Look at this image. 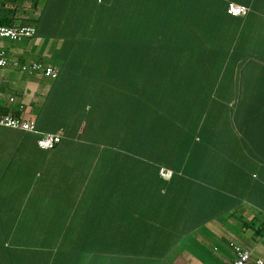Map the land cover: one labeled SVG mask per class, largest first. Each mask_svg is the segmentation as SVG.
Returning <instances> with one entry per match:
<instances>
[{"label": "crops", "instance_id": "crops-1", "mask_svg": "<svg viewBox=\"0 0 264 264\" xmlns=\"http://www.w3.org/2000/svg\"><path fill=\"white\" fill-rule=\"evenodd\" d=\"M231 2L248 12L230 15ZM112 3L96 80L24 70L15 62L35 54L59 64L50 41L0 38L1 104L49 115L55 127L39 130L64 136L42 149L37 133L1 129L0 264H227L233 243L264 260V161L251 160L264 154V115L251 145L234 132L224 144L216 112L264 105V0ZM85 128L99 144L72 143Z\"/></svg>", "mask_w": 264, "mask_h": 264}, {"label": "trees", "instance_id": "trees-1", "mask_svg": "<svg viewBox=\"0 0 264 264\" xmlns=\"http://www.w3.org/2000/svg\"><path fill=\"white\" fill-rule=\"evenodd\" d=\"M8 1H20L23 7H27L33 2L30 4V9L35 14L31 16L25 14L26 16H24L19 13L20 15L18 16L15 9L6 7ZM112 1L114 0H46L42 6L40 0H4L0 3L2 8V12L0 11V24L34 26L37 30V37L50 41V47L53 48L51 56L59 63H55V68L59 67L61 70L73 68L79 75L84 74L85 70H89L88 79L96 80L98 67L102 60L104 61L103 64H105V61L110 59L100 58L98 54L104 46L107 48L111 47L106 41V37H108L106 33L115 32V16L118 9H116ZM226 11L228 12V7ZM45 100L46 98L39 105L33 104V108L40 109L43 107ZM0 112L16 116L23 115L22 110L18 108L11 109L5 107L4 104H1ZM34 121L37 123L38 130L55 127V122L49 118V115L46 118L37 115ZM78 123L72 122V127L68 130H77L78 128H75V124L77 125ZM57 125L56 127L58 128L59 124ZM85 131L86 128L79 136H71L73 138L72 143L99 144L97 135L87 137ZM243 133L244 131H240L237 135H244L242 136L244 142L251 145L252 142ZM62 140L60 143L63 142ZM251 155L252 161L261 158V153L252 151ZM261 160L264 161L262 158ZM172 171L176 173L175 170Z\"/></svg>", "mask_w": 264, "mask_h": 264}, {"label": "built area", "instance_id": "built-area-1", "mask_svg": "<svg viewBox=\"0 0 264 264\" xmlns=\"http://www.w3.org/2000/svg\"><path fill=\"white\" fill-rule=\"evenodd\" d=\"M248 10L249 8L247 6L234 2L229 3L228 6V12L233 16H243L248 12ZM36 31V28L32 25L9 26L0 24V38L10 39L14 42L33 38L36 35ZM7 63L8 51L0 46V66H5ZM15 64L22 67L24 70L41 72L43 75L51 78H56L58 76L57 68L45 63L42 59L34 60L29 64L16 61ZM13 100V98L10 99V101ZM5 127L19 129L30 133H37L39 135L37 143L42 149L54 148L60 143L63 137V130H59L57 132L40 131L37 128L36 122L32 119H28L23 116H16L10 113L3 114L0 112V131ZM173 174V171L166 167H161L159 170L160 177L165 180H171ZM231 248L233 257L229 262H227V264H264V260L262 258L251 260L252 253L237 244H231Z\"/></svg>", "mask_w": 264, "mask_h": 264}, {"label": "rangeland", "instance_id": "rangeland-1", "mask_svg": "<svg viewBox=\"0 0 264 264\" xmlns=\"http://www.w3.org/2000/svg\"><path fill=\"white\" fill-rule=\"evenodd\" d=\"M45 1L46 0H40V3L42 6L45 3ZM30 4L27 7H23L19 1L18 2L8 1L6 4V7L13 8L15 9V11H19L18 13H22L23 15L26 14V15L31 16V15H34L35 13L31 12L32 10L30 9ZM1 12H2V9H1ZM33 38H29V39H33ZM24 40H27V39H24ZM3 41L5 44L10 43L9 39H4ZM17 42H21V41H17ZM39 48H40V45L37 47V51L39 50ZM37 59H41V56L39 54H35L31 61H34ZM44 59L48 60L47 58H44ZM20 70L19 72H21ZM229 75L227 74L226 78ZM251 75L253 74L240 73L238 76L235 77V81L238 82L239 80L241 84L252 83L251 81H255V80L250 79ZM226 78L224 81L219 79L220 87L226 84L227 82ZM43 80L44 82L49 83V79L45 78ZM259 81L262 82L261 80ZM216 109H217L216 112H217L218 119H219V130L221 131V134L223 135V137L221 138H222V143L224 144H229L228 142L232 139L231 138L232 132L236 133L235 142L238 141L240 138L237 135V133L240 131H244L245 136L246 134L250 135V133H246L247 129H251L250 132H252L254 129V125L256 127V124L258 123V120H259L258 118L264 115V105H242V104L221 105L220 104L219 106H217ZM214 113H215V110H214ZM263 156L264 154H261L262 159H264Z\"/></svg>", "mask_w": 264, "mask_h": 264}]
</instances>
